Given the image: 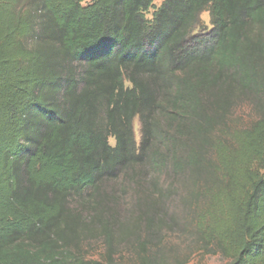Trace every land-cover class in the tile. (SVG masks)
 <instances>
[{
  "label": "trees",
  "instance_id": "trees-1",
  "mask_svg": "<svg viewBox=\"0 0 264 264\" xmlns=\"http://www.w3.org/2000/svg\"><path fill=\"white\" fill-rule=\"evenodd\" d=\"M86 1L0 0V264H118L123 245L163 264L179 179L205 199L184 223L202 247L264 264V0ZM242 97L260 115L230 141ZM122 175L128 212L104 188Z\"/></svg>",
  "mask_w": 264,
  "mask_h": 264
},
{
  "label": "rangeland",
  "instance_id": "rangeland-1",
  "mask_svg": "<svg viewBox=\"0 0 264 264\" xmlns=\"http://www.w3.org/2000/svg\"><path fill=\"white\" fill-rule=\"evenodd\" d=\"M87 0L86 2H91ZM164 0H154L158 6ZM151 13L147 14L148 18H151ZM201 27L196 31L200 32L203 29L208 31L211 29V16L209 11H204L201 16ZM260 115V108L253 102L252 99L242 97L237 99L233 109L228 115L227 119L218 128L219 135L231 141L232 132L239 128L248 127L251 125ZM135 132L136 137L140 138V122L139 119L135 120ZM114 143V139L110 140ZM212 158L215 157V152L212 151ZM148 186L154 180L156 176L151 173V170L145 168L142 169ZM174 179L171 175L165 174L161 177V182L165 187L172 186ZM177 186H174V194L172 198L167 201L165 214L170 220L164 228L161 240L157 243L160 246L156 248L154 244L152 252H161L164 258L163 264H229L230 260L226 259L221 254H213L202 247V244L197 237L192 234V231L184 227L193 208H198L204 205L205 199L200 198L198 200L192 197L193 186L191 182L179 179ZM148 183V184H147ZM107 191L113 192L123 205V210H127L132 206L135 200L136 185L132 180H128L125 175H122L120 179L111 181L105 184L104 187ZM172 191V189H171ZM171 193V192H170ZM170 195V194H169ZM188 223V222H187ZM160 239V237L158 238ZM104 253V244L100 241H94L89 244V255L95 259H101ZM118 264H138L137 251L132 250L127 245L121 247V251L117 257Z\"/></svg>",
  "mask_w": 264,
  "mask_h": 264
}]
</instances>
